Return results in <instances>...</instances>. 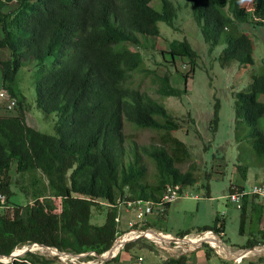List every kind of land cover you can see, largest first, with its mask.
I'll return each mask as SVG.
<instances>
[{"label":"trees","instance_id":"trees-1","mask_svg":"<svg viewBox=\"0 0 264 264\" xmlns=\"http://www.w3.org/2000/svg\"><path fill=\"white\" fill-rule=\"evenodd\" d=\"M186 7L206 43L223 48L222 68L256 64L252 33H264V0H187ZM182 10L172 0H0V89L11 98L6 111L17 109L16 116L0 113V193L6 197L0 200L1 255L33 244L74 255H103L131 231L130 226L121 228L122 202H152L164 220L173 204L164 203L169 188L179 187L183 197L185 189L198 184L195 164L186 172L179 167L192 158L187 143L176 135L182 125L165 104L136 83L138 75L152 76L158 84L155 92L163 99L187 93L173 80L178 74L186 81L195 76L198 52L188 39L170 38L166 51L156 46L164 37L160 25L175 27ZM184 65L190 67L187 73L180 67ZM33 105L55 115L54 134L28 124ZM220 108L218 100L213 133L218 130ZM236 110V122L244 111L250 127L247 138L258 159L254 165L264 170V132L259 127L264 117V61L249 87L236 94ZM127 123L158 132L161 144L140 145L126 134ZM14 167L22 181L31 182L20 187L27 196L24 204L11 201ZM238 167L248 180V167ZM243 190L248 189L235 185L230 194ZM262 201L261 196L248 195L241 202L242 234L249 206L259 226ZM162 204L165 212L159 213ZM97 208L106 210L103 225L92 223ZM258 230L243 249L264 245V229ZM197 231H212L224 239L226 220L217 216L212 226ZM147 241L140 238L127 244L104 264L118 262L138 243L143 249ZM203 250L207 261L215 256L220 264H235L220 258L209 244ZM247 259L243 264L264 263V257ZM56 260L58 256L28 252L9 264ZM188 263L185 255L166 261Z\"/></svg>","mask_w":264,"mask_h":264},{"label":"rangeland","instance_id":"rangeland-1","mask_svg":"<svg viewBox=\"0 0 264 264\" xmlns=\"http://www.w3.org/2000/svg\"><path fill=\"white\" fill-rule=\"evenodd\" d=\"M176 4L183 6V10L176 21L175 27H167L166 24H161V30L164 31V37L156 40V46L160 49L167 50L168 40L182 41L188 39L193 48L199 54L196 74L186 81L182 75H176L173 80V85L180 89H187V93L181 97L161 98L155 90L158 88L157 79L152 76L138 75L136 83L143 90L149 91L156 99L161 101L168 108L170 113L182 125V129L176 134L181 137L192 154L190 161L180 165L182 171L186 172L191 165L197 167V175L199 182L194 187H189L184 190L183 197L178 198L173 203V208L176 207V213L173 211L171 220L161 219L160 225L164 229L175 230L184 224L185 229L198 226V228L212 226L215 223L217 216L226 220V232L224 239L221 236L215 235L216 238L224 240L227 246L243 248L252 239V232L257 235L261 223L254 222V214L252 207H248L250 213L248 223L246 224L245 234L241 233V203H235L229 200L231 188L235 185L245 186L251 190L255 185L264 186V170L257 169L254 165L258 160L252 139L247 138L250 127L245 119L244 111H240L239 122L237 120L236 110V94L245 91L252 77L256 72L262 71L264 61V33H252L255 43V65H249L247 68H240L238 63H235L231 68L224 69L219 61V56L222 47L212 48L206 43L204 36L199 31L194 22L190 8H187V0H172ZM184 73L190 70L187 65L180 66ZM163 73V72H161ZM10 96L3 89H0V113L5 114L6 107H9ZM220 101V122L218 130L213 133L211 130V122L214 119L215 104ZM12 116L17 115V109L7 112ZM55 115H46L42 113L36 105H33L31 111L27 113L28 124L47 134L55 133L54 124ZM260 129L264 132V117L259 124ZM126 134L132 137L140 145L161 144L160 134L152 130L138 129L137 127L128 124L126 126ZM239 165L247 166L249 169V179L243 180L240 175ZM151 176L154 177L155 166L150 165ZM208 175L211 177L207 179ZM43 180V179H42ZM45 180V179H44ZM29 178L22 181L15 173V167L12 171V190L14 196L11 201L15 204H24L27 202V196L20 190L23 185L28 186ZM47 184V181H44ZM42 186V184H41ZM208 192L210 196H208ZM197 197V198H193ZM211 197V198H209ZM185 206L184 208L182 206ZM262 205V215L264 220V203ZM200 206V209L198 208ZM107 210V207H105ZM100 209V208H99ZM98 208L94 209L92 223L95 225H103L106 220V210L102 211ZM259 227V228H258ZM196 228V232L197 229ZM264 228V224H263ZM197 236H189V238H197ZM127 238L125 236L118 239ZM158 246L166 248L164 254L169 257H181L183 255L192 254L196 248L188 244H170L162 243L159 238H156ZM263 246V245H261ZM17 249L24 251L25 248ZM34 252L48 258L54 256L56 252L46 248L35 246ZM231 250H238L230 248ZM198 252H204L203 247L197 249ZM218 255L226 256L225 252L217 250ZM88 257V256H87ZM87 257H66L59 256V260L54 261V264H102L96 257L89 261ZM197 257V255L195 256ZM260 256L250 254L247 260H256ZM4 264L12 262L11 259L4 258L1 261ZM141 263V260L139 261ZM147 264V261H146ZM264 264V263H262Z\"/></svg>","mask_w":264,"mask_h":264},{"label":"crops","instance_id":"crops-1","mask_svg":"<svg viewBox=\"0 0 264 264\" xmlns=\"http://www.w3.org/2000/svg\"><path fill=\"white\" fill-rule=\"evenodd\" d=\"M209 198H211V197H209ZM182 207L184 208L185 206L183 205ZM198 208L200 209V206H198ZM173 211L175 213L177 212L176 207L173 208V204H172L168 210L169 220H171V214ZM119 216H120L122 229H129V224L131 222L137 221V216H136L135 212L128 211V210H126V208H121L119 210ZM159 220L161 221V216L159 214H157V210H156L155 214L146 217V219L142 222H138V226H137L138 233L139 232H145V231H154V232H158L159 234H162V235H166V236H170V237H178V235L180 233L185 232V231H189V229H185V228H188L187 226L184 227L185 223H183L182 226H180L178 229H175V230L164 229V227H162L160 225ZM260 223H261L260 230H263L264 229L263 228V224H264L263 218L261 219ZM191 228L192 229H190V231H192V233L190 235H188V237L200 235L196 232V228H198V226L194 225ZM147 240L148 241L146 243V245H147L146 247L144 246L143 249H141L140 248L141 243H138L136 246L131 247L128 254H124L121 258H119L118 262L116 261L115 263H112V264H139L140 260H141V264H146V261H147V264H166V261L169 259V257L167 258V256L163 252L164 250H166V248L158 246V243H156L152 240H149V239H147ZM134 242H137V240ZM166 243H169V242H166ZM149 244H154V247L153 246L151 247ZM170 244H173V243H170ZM227 247L229 249L230 248H235L238 250L243 249V248L234 247V246L230 247L228 245H227ZM194 248H196V251L194 250V252L192 254L185 255V256H188V258H189L188 264H220V262L218 261V259L215 256L210 261H207L206 257H205V252H201V251L198 252L197 249H200V248H197L195 246H194ZM196 255H197V257H195ZM219 257L223 258L220 255H219ZM176 258H178V257H176Z\"/></svg>","mask_w":264,"mask_h":264},{"label":"water","instance_id":"water-1","mask_svg":"<svg viewBox=\"0 0 264 264\" xmlns=\"http://www.w3.org/2000/svg\"><path fill=\"white\" fill-rule=\"evenodd\" d=\"M148 232H151L156 238H159L161 240L162 243L164 242H169V243H174V244H190L193 245L197 248H202L204 246V244H209L211 247H213L216 250H221L223 252H225L226 256H222L224 259L226 260H230V261H238V260H244L246 259L250 254H254L260 257H264V245L261 246H255L252 248H245V249H240V250H231L229 249L223 242L222 239L219 240L218 244L220 247L217 248V246H214L208 239L205 240H199L198 242H193L191 238H189L188 236L185 238H178V237H168L166 235H162L159 234L158 232H154V231H145L143 232L140 236L130 239V240H123L121 243V248L119 249V252H117V254L114 255V251L118 246V242L115 243V245L112 247V249L110 251H108L107 253L100 255L97 253H88V254H80V255H74L71 253H67V252H61L60 250H58L57 248H52V247H48L46 245H40V244H33L31 246H29L28 248H25L24 251L20 254H16V251L14 253H12L10 256H3L0 254V261H2V259L7 258V259H11L12 262L15 261L18 257L24 256L26 255L28 252H34V247L35 246H39L41 248H46L50 251H54L56 252L54 254V256H66V257H77V258H83V257H87L89 255L91 256H95L97 257L101 262L106 263L110 260H112L113 258H115L116 256L119 255V253L121 252V250L129 243L134 242L140 238H147L149 240H152L154 242L157 243L156 239H153L151 237H149L147 235ZM205 233H211L214 236L216 235L214 232L210 231V232H205ZM205 233H201L200 236H203ZM216 239V236H215ZM123 247V248H122Z\"/></svg>","mask_w":264,"mask_h":264},{"label":"built area","instance_id":"built-area-1","mask_svg":"<svg viewBox=\"0 0 264 264\" xmlns=\"http://www.w3.org/2000/svg\"><path fill=\"white\" fill-rule=\"evenodd\" d=\"M178 190H179V187H176V188L170 187L169 190L167 191L165 197H164V203L165 204L174 203L178 198H180L181 196L179 195ZM248 195L261 196L264 200V187L259 186V185H255V186H253V188L251 190H243L241 192L230 194V196L228 198L232 202L241 203L243 201V199ZM193 198H197V197H193ZM0 200H2V201L6 200V197L1 193H0ZM121 208H126V210H128V211H133V212H135V214L137 216V221L131 222L129 224L131 231L124 235L125 237H130L127 240H130V239H133V238L140 236L143 232L138 233V231H137L138 222L144 221L146 219V217L153 215L156 212V206L154 203L145 202L142 200L124 201V202H122ZM158 208H159V213L165 212V208H164L163 204L161 206H159ZM124 239H120L118 246H117V247H119V249L121 248L120 242H122ZM118 252H119V250H118ZM102 264H104V263L102 262ZM139 264H141V263H139ZM235 264H243V260L235 261Z\"/></svg>","mask_w":264,"mask_h":264},{"label":"bare ground","instance_id":"bare-ground-1","mask_svg":"<svg viewBox=\"0 0 264 264\" xmlns=\"http://www.w3.org/2000/svg\"><path fill=\"white\" fill-rule=\"evenodd\" d=\"M147 235L149 236V237H151V238H153V239H156V237L151 233V232H148L147 233ZM168 237H170V236H168ZM130 237H127V238H125L124 240H127V239H129ZM205 239H208L214 246H217V248H219L220 246L218 245V244H220L219 243V240L220 239H218V238H216L215 239V236L214 235H212L211 233H205L203 236H198L197 238H192V241L193 242H198L199 240H205ZM156 241H159V240H157L156 239ZM189 245V244H188ZM35 248V247H34ZM118 250H119V247H117L116 249H115V251H114V255L115 254H117V252H118ZM23 251H18V250H16V254H20V253H22Z\"/></svg>","mask_w":264,"mask_h":264}]
</instances>
